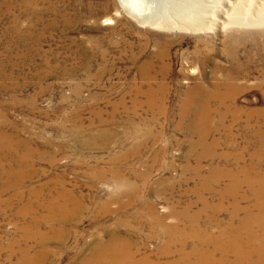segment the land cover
<instances>
[{
  "label": "rangeland",
  "instance_id": "obj_1",
  "mask_svg": "<svg viewBox=\"0 0 264 264\" xmlns=\"http://www.w3.org/2000/svg\"><path fill=\"white\" fill-rule=\"evenodd\" d=\"M222 23L172 31L142 25L120 0H0V264H85L113 236L137 259L174 262L181 242L162 254L170 240L153 212L176 226L173 211L201 210L196 164L244 182L239 195L205 194L223 208L204 230L217 234L212 219L226 225L236 198L253 208L243 171L264 178V23ZM228 76L235 96H191L226 92ZM206 113L217 145L199 163Z\"/></svg>",
  "mask_w": 264,
  "mask_h": 264
},
{
  "label": "bare ground",
  "instance_id": "obj_2",
  "mask_svg": "<svg viewBox=\"0 0 264 264\" xmlns=\"http://www.w3.org/2000/svg\"><path fill=\"white\" fill-rule=\"evenodd\" d=\"M120 2L122 8L131 17H133L136 21H138L142 25L144 26L149 25L165 30L208 32L216 28L218 24L222 23L220 20H222L223 16H224L223 23L221 25L224 28L234 27V28L246 29L247 26H250L252 24L264 23V0L262 4H261V0H260V4H259V0H236L235 2H232V0H120ZM231 81H232V77L228 79V83L226 84L228 86L221 83L224 86H226L225 87L226 92L224 91V93L219 92L220 86L216 85L219 88L218 92L216 91V93L208 94L205 91H203L201 88H198L199 94L194 95L192 93L191 96L195 97L198 95L201 96L203 95V96H209L211 98L215 95L222 98L235 96L238 90L236 91V89H234L235 87L231 86L232 84ZM218 84H220V82H218ZM189 106L192 107L191 104H189ZM228 108L227 110H229ZM208 113H206L205 115L203 114L199 116L197 119H195L196 120L195 121L196 125L194 127L195 131L197 130L201 134L200 137L198 136L200 138V141L197 143L198 145H200L205 149L204 150L205 155H203L200 158L198 157L199 163H201L202 160L209 159L212 156L211 154L215 148V145H217V143H214L212 145L208 144V135H207L208 129H207V133L203 131V129H205V126L208 125V123H210L209 121L211 118L209 117V115H207ZM225 118L226 117L224 115L222 116V118H220L221 124L225 121ZM235 121L236 120H234V122ZM0 138L2 139L1 135ZM5 138H7V136ZM219 145L220 144H218V146ZM201 147L199 148L201 149ZM201 164H196L198 165L197 168L192 171L190 170L194 175L192 176V174L190 173L191 176L195 178L198 177L201 181V186L195 190L197 196H199V204L202 206L201 210L196 214H192L193 206H189L182 213L177 214L175 211H173V215L178 222L176 226H166L164 223V219L158 216L157 213L153 212L154 213L153 221L155 222L157 227L159 228L161 227L159 229L160 236L163 235L166 238L168 237V239L170 240L169 244L167 243L168 246H166V248H164L165 247L164 246L163 247L164 249L162 248L163 249L162 254L165 255L172 252V248L174 244L180 241L181 248L180 250H178L179 249L178 246L177 249L178 252L175 253L177 255L179 253L178 255L179 258L172 263L170 262L171 264H264V178L263 176L259 180H256L254 179L255 178L254 176L252 177L253 171L247 169H245L246 172L245 170L243 171L246 186L248 187L251 195L256 199V202L253 208L246 207L242 209L243 207L241 208L240 206L241 201L238 200L239 198L238 199L236 198L235 199L236 201L234 200L235 202L232 205L234 210V216L233 218H231V220L228 223H226V225L225 223L220 225L217 223V221L214 218L212 219L211 222L213 224H217L218 227L220 228L219 232L217 234H214L208 230L203 229V227L201 226V220L203 216H205V214L209 212H214L217 214L223 208V206H222V202L218 206L215 205L213 206L210 203V201H208L205 198V194L215 193V195H217L221 199L227 198V195L229 193H235L239 195L244 182L242 183L240 178L237 177L238 174L236 176L233 175L235 173L232 172H231L232 174L227 173L229 171H226L225 173V170L224 173H222L220 172L221 168L220 170H218L217 167L214 168L211 167L212 169L208 168L210 169L208 175L203 177L202 175L204 168H202L203 166H201ZM222 178H229L231 182V185L230 186L228 185V189L226 188L227 190L224 193H220V191L219 192L217 191L220 181L223 180ZM62 196L65 195L63 194ZM247 197L248 196L242 199L243 200L246 199L247 201ZM240 212L244 213V217L242 220H239L238 222L237 217ZM181 220H185L188 223L190 227L189 233H186L185 231L183 232L180 229ZM190 240L194 242V245L191 248H189L188 251L187 250L188 243ZM170 254L172 255V253ZM91 256L92 257L85 264H155V263H151L150 259L148 258L137 259V255L133 251L132 246H130V244L129 245L126 244L122 240L118 239L116 236H113L106 244L103 243L102 246L100 245L99 247H97L95 252ZM218 256L220 258H218Z\"/></svg>",
  "mask_w": 264,
  "mask_h": 264
}]
</instances>
